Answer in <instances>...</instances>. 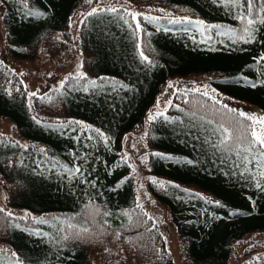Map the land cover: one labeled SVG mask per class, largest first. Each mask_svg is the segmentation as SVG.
Returning <instances> with one entry per match:
<instances>
[{"label": "trees", "instance_id": "16d2710c", "mask_svg": "<svg viewBox=\"0 0 264 264\" xmlns=\"http://www.w3.org/2000/svg\"><path fill=\"white\" fill-rule=\"evenodd\" d=\"M133 1L182 15L149 21V15L133 18L121 7L86 12L76 29L81 72H67L40 92L28 94L19 74L0 59V115L18 137L0 133V185L12 209L38 214L24 219L0 206V264H88L89 250L79 236L97 230L84 216L91 206L100 209L99 225L122 239L159 241L150 250V261L158 264L159 251L166 250L136 207L124 134L144 120L173 76L208 73L226 93L264 110V0H253L251 8L246 0ZM87 2L4 0V51L19 60L47 53L55 63L58 51L68 47L70 59V16ZM36 12L43 15L30 14ZM249 18H256L254 24H246ZM246 27L259 45H238L248 36ZM224 105L199 90H176L166 111L149 119L146 133L148 190L167 207L181 251L195 264H229L237 241L264 232V153L250 144L252 121ZM221 124L234 134L226 146L213 131ZM64 126L78 142L57 132ZM83 129L95 142L87 144L92 150L81 148ZM75 166L78 175L63 174L75 173ZM248 256L239 264H264V252Z\"/></svg>", "mask_w": 264, "mask_h": 264}, {"label": "rangeland", "instance_id": "374dc122", "mask_svg": "<svg viewBox=\"0 0 264 264\" xmlns=\"http://www.w3.org/2000/svg\"><path fill=\"white\" fill-rule=\"evenodd\" d=\"M121 7L131 13L146 14L149 16H161V15H182L177 11L169 7H165L158 3H139L133 0H88L85 5L79 6L73 14L70 16L69 31L71 33V52L73 53L69 59V49L66 47L63 52L58 51L55 57V63L52 59H46V57H53L49 54H41V58L30 60H19L13 57L8 52L4 51L5 32L6 28L2 21V12L4 11V0H0V59L10 65L20 76L27 88V93L44 91L52 85H58L67 72H81V52L78 45V39L76 36L77 26L80 24L82 17L86 12H90L93 9H108ZM18 15V19H20ZM133 17V16H132ZM254 32L256 26H253ZM214 30V28H212ZM252 42L246 43L245 40L248 36L243 38L242 42L238 45H259L255 34L251 35ZM74 44V46H73ZM73 47V49H72ZM262 56L264 57V47H260ZM61 53V54H60ZM67 57L65 59V56ZM67 63V64H66ZM213 76L208 73L203 74H191L188 76H173L169 77L162 86L155 102L151 108L147 111L144 120L134 130L124 134L122 138L123 156L129 161L134 175L135 183V202L136 207L140 210L144 216L145 221L147 219L150 225L154 226L158 233L159 239L162 241L166 254H161V258L155 260L158 264H195L189 257L185 256L180 247L181 237L179 232L172 221L169 211L165 205L160 203L156 197H154L148 190L147 175H148V146L146 143V133L149 125V117H153L159 113L166 111L167 106L172 101L173 94L176 90H199L200 92H207V94L220 102H223L240 112H244L248 115H255L257 118L264 117V110L249 101L241 99L237 96L226 93L211 81ZM217 77V76H216ZM253 124V122H252ZM86 127V124H81ZM256 129L259 131L261 125L259 121L255 124ZM57 132L65 137L66 140L72 143L78 142L79 139L76 136H72L73 132L69 126L59 128ZM84 131L80 132L81 148L83 151L92 150L87 144H95L91 142V138L88 133ZM67 131L71 136H65ZM0 133L7 135L8 137L17 140L11 121L7 117L0 115ZM72 133V134H71ZM69 175H78L77 173H63ZM0 206L6 211H9L15 215H19L24 219L35 217L38 214L30 212L24 208L12 209L5 202L4 192L0 185ZM99 208L91 206L86 211L84 216L94 225L97 230L91 233H84L78 235L82 243L89 250L90 262L88 264H152L151 248L157 246L159 241L155 239L150 244H142L140 238L130 236L128 240L122 239L120 234H115L111 230L101 227L97 221L99 215ZM27 235H33V232L25 231ZM134 237V238H133ZM2 244L0 243V246ZM264 252V232H253L246 234L241 240L237 241L234 245V252L229 261V264H239L243 260L247 259L249 254L253 252ZM165 255V256H164ZM3 261H10L3 259ZM8 264V263H2Z\"/></svg>", "mask_w": 264, "mask_h": 264}, {"label": "snow or ice", "instance_id": "6c2138e0", "mask_svg": "<svg viewBox=\"0 0 264 264\" xmlns=\"http://www.w3.org/2000/svg\"><path fill=\"white\" fill-rule=\"evenodd\" d=\"M213 2L216 3L217 0H213ZM246 3H247V5H248V7L251 8L252 3H253V0H246ZM98 11H100V10H99V9H93L92 12L89 13V15H94V14H96ZM106 11H107V10H106ZM110 11H112V12H116L117 9L113 8V9H110ZM262 11H264V9H262ZM30 14H32V15H37V16H42V15H43L42 12H36V13H30ZM131 15L133 16V18H136L137 16H139V15H141V14H139V13H131ZM145 19H147V20H149V21H152V20H155V19H157V18H155V17H151V16H147V17H145ZM241 19H243V17H241ZM255 19H256V18H249V19H247L246 24H247V25H252V24H254ZM172 22H173V23H181L182 21H181V20H174V21H172ZM187 22H188V23H192L191 20H187ZM196 23L199 24V25H203L204 22H203V21H197ZM259 23L264 24V18H260V19H259ZM136 27H137L138 29L140 28L139 22H137ZM214 27H219V25H216V26H214ZM243 32H244L245 34L248 35V39L245 40V42H246V43H250V42H252V37H251V33L249 32V29L246 27V28L243 30ZM242 38H243V37H242ZM141 55L143 56V53H142V52H141ZM143 58H144V60H146V61L148 60V57H146V56H144ZM149 63H150V61H149ZM62 83H63V82H62ZM92 83L95 84V81H92ZM254 86H255V85H253V87H254ZM125 87H126V86H125ZM85 90H87V89H85ZM33 95H35V94H33ZM204 95H207V92H205ZM224 107L227 108V105H224ZM230 111H236V110L231 109ZM239 115H240L241 117H244L246 120H249V121H252V122H253V124L249 126V128L251 129V131H250V135H251V137L253 138V139L250 141V144L258 145V146H259V150L261 151V153H264V117L257 118L255 115H248V114H246V113H244V112H242V111L239 112ZM149 119L151 120V119H153V117L150 116ZM257 121H259V123H260V125H261V128L259 129V131H258V130L256 129V127H255V124H256ZM208 122H209V123H213V121H208ZM238 124H239V122H238ZM213 131H218V132L220 133V135L223 137V139L221 140V143L224 144L225 146L227 145V143H228L229 141H231V140L234 139V134H233V132H232L229 128L224 127L222 124L219 125L217 128L213 129ZM97 134H98V135H103L102 133H99V132H98ZM106 139H107V138H105V141H106ZM235 139L240 140V139H242V137H235ZM244 150H245V151H250V149H247V148L244 149ZM155 155L159 156V155H161V154L156 153ZM168 159H171V157H168ZM73 171H74L75 173L79 174L80 171H81V169H80L79 166H75L74 169H73ZM262 175H264V173H262ZM153 183H156V181H155L154 179H153ZM160 183L163 185V182H160ZM176 187H178V186H176ZM257 187H261V186L259 185V183H257ZM0 211H3V210L0 209ZM9 215H11V214H9ZM82 231H83V232H88L89 229L84 228Z\"/></svg>", "mask_w": 264, "mask_h": 264}]
</instances>
